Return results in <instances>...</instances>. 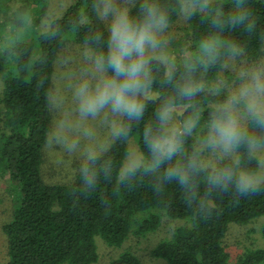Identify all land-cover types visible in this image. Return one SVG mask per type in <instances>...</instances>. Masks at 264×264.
Here are the masks:
<instances>
[{"label": "trees", "instance_id": "obj_1", "mask_svg": "<svg viewBox=\"0 0 264 264\" xmlns=\"http://www.w3.org/2000/svg\"><path fill=\"white\" fill-rule=\"evenodd\" d=\"M182 1L197 6L188 16L189 42L170 66L148 60L147 76L141 80L156 95L140 97L142 115L130 119L123 113L108 148L84 161L68 181L49 183L41 171L43 145L53 116L56 62L67 40L103 54L102 64L114 76L107 60L109 28L98 13L102 0H74L40 32L34 29L47 0H0V13L25 37H13L0 52V119L6 127L0 160L21 194L12 219L3 225L9 254L5 264H88L96 258V233L119 244L133 231L156 229L161 212L188 222L156 245L157 255L169 264H228L223 238L229 223L264 214V179L245 190L237 186L241 171L250 173L259 166L247 135L264 143V127L248 118L240 125L246 138L232 146L236 158L223 157L215 166L202 165L192 129L177 131L175 152L159 162L145 139L148 129V139L159 134V111L166 106L186 105L183 121L210 122V114L226 103L228 94L224 88L200 86L215 77L229 45L255 60L264 54V0H130L127 9L139 22L142 5L155 4L173 22ZM215 39L223 44L218 47ZM186 86L194 89L191 94L182 91ZM133 134L146 160L120 175ZM151 208L147 216H138ZM108 264L140 260L126 250ZM237 264H264V249L247 250Z\"/></svg>", "mask_w": 264, "mask_h": 264}, {"label": "rangeland", "instance_id": "obj_2", "mask_svg": "<svg viewBox=\"0 0 264 264\" xmlns=\"http://www.w3.org/2000/svg\"><path fill=\"white\" fill-rule=\"evenodd\" d=\"M73 1L47 0V8L34 31L46 30L50 21L61 16ZM129 1L112 0V3L118 8H128ZM11 5L13 7L15 2H12ZM183 5H191V10L197 7L190 1H182L178 17L173 22H167L166 27L158 33V47L155 50H148L147 60L155 58L161 60L166 66H170L175 59L182 56L189 42L188 16L191 12L181 11ZM38 6L43 7L44 3ZM102 7L103 3L99 9ZM7 18V15L0 13V52L4 44L13 37L25 39L19 34V30L7 23ZM103 19L110 29L112 14L110 13L107 18ZM214 41L218 47L223 44L218 39ZM225 53L223 64L215 77L201 84L200 87L224 88L229 99L246 80L250 79L253 70L259 69L264 72V54L260 59L255 60L234 45H229ZM99 57V54L93 49L75 42L74 39H69L57 59L51 95L53 116L51 128L43 145L41 162L43 178L49 183L71 179L84 161L108 148L119 131L122 113L113 112L110 105L99 108L95 115L81 110V98L78 94L80 88L86 84L88 90L94 93L98 85L102 86L105 80L112 78L106 67L98 60ZM1 89L2 76L0 75V91ZM143 93L146 96L156 95V92L151 89H145ZM185 108L186 105L170 107V120L165 127L170 130L175 128L176 132L183 129H192L195 132L203 166H215L221 158L226 156L236 158L232 146L226 150L224 146L213 145L210 142L213 132L209 123L197 118L183 121L182 116ZM237 118L240 125L248 120L242 106L237 107ZM4 131H6V127L0 119V147L1 135ZM252 150L258 158L259 166L253 172L241 171V173L249 175L254 183L264 179V143L255 142ZM145 160V156L139 148L138 136L131 135L128 139V153L121 165L120 175L143 164ZM20 199L18 184L12 179L10 180V176L0 160V264H5L9 259L7 236L3 225L12 219ZM152 209L142 210L138 216H147ZM187 222V218H171L161 212V221L156 229L144 234H135L133 231L119 244L107 240L98 232L94 235L96 258L88 264H108L126 250L136 254L140 264H169L167 258L154 252V248L161 240L169 237L176 226ZM263 225L264 214L258 215L248 222L229 223L223 238V244L228 253V264H237L238 259L247 250L264 249ZM61 264L73 263L64 261Z\"/></svg>", "mask_w": 264, "mask_h": 264}, {"label": "clouds", "instance_id": "obj_3", "mask_svg": "<svg viewBox=\"0 0 264 264\" xmlns=\"http://www.w3.org/2000/svg\"><path fill=\"white\" fill-rule=\"evenodd\" d=\"M102 3V9H98L101 18H107L110 13L113 16L108 36L107 60L114 76L105 80L102 86L98 85L94 93L88 90L86 84L80 88L78 94L81 98V110L95 115L99 108L110 105L113 112L127 113L130 119H138L144 110L140 97L147 87L141 80L147 76L146 53L149 49L155 50L158 47V33L166 27L167 16L155 4L145 3L142 5L143 19L137 22L127 8L114 6L112 0H102ZM191 8V5H183L181 11L189 13ZM203 47L209 53L213 51L209 44H204ZM103 59L102 54L98 60L102 63ZM193 90L189 86L182 89L185 94H191ZM238 106L244 108L247 117L257 126L264 127V72L253 70L250 79L246 80L216 112L210 114L209 124L213 132L210 142L213 145H222L227 150L246 138L247 134L240 130ZM170 111L167 106L159 111V134H154L148 139L151 129L144 133L157 162L165 156L171 158L176 150V130L165 127L170 120ZM247 143L251 147L255 144V139L247 135ZM88 183L91 184L92 181L88 180ZM252 184L251 177L243 173L237 181L241 190Z\"/></svg>", "mask_w": 264, "mask_h": 264}]
</instances>
